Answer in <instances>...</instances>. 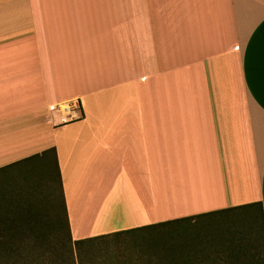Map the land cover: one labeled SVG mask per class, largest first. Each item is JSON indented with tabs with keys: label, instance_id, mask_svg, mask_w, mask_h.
I'll list each match as a JSON object with an SVG mask.
<instances>
[{
	"label": "crops",
	"instance_id": "0c3cea01",
	"mask_svg": "<svg viewBox=\"0 0 264 264\" xmlns=\"http://www.w3.org/2000/svg\"><path fill=\"white\" fill-rule=\"evenodd\" d=\"M53 148L74 242L264 208V0H0V172Z\"/></svg>",
	"mask_w": 264,
	"mask_h": 264
},
{
	"label": "rangeland",
	"instance_id": "374dc122",
	"mask_svg": "<svg viewBox=\"0 0 264 264\" xmlns=\"http://www.w3.org/2000/svg\"><path fill=\"white\" fill-rule=\"evenodd\" d=\"M3 172H0V199H11L2 208L7 212L6 217L12 218V221H14L15 216L18 214L32 211L34 215L37 214L43 218L41 214L45 212L46 216L44 217H47V219H43L47 224L43 233L45 236L42 239H35L32 236L28 238L27 234H21L15 241L9 242L10 245L15 244L16 247L21 248L26 246L39 247L37 248L38 253L32 259L18 253L17 255L7 256L3 251L4 249L0 248V264H46L45 256L42 254L45 248L53 250L55 256H62L63 252H65L64 255H68L72 249L77 264H187L184 263L186 257L183 252L189 247L185 250L183 248L191 244L194 247L190 250L193 251L190 256L196 258V263L225 264L228 261V250L235 245L236 247L243 245V248L252 250L253 241L246 237L249 222L241 214L236 216L237 224L236 226L234 224L233 236L228 235V233L223 235L226 226L224 223L226 220L224 221V219H227L225 218L227 216L208 215L198 217L194 221L181 220L128 234H111L88 241L86 244L73 246V243L68 242L63 228V235L54 231V229L60 230L61 227H64L62 198L55 170L52 169L49 173L42 172V175H39V171H37V174L35 173L29 178L28 182L11 181L9 177L3 175ZM11 188H15L14 190L18 193L14 195L9 191L12 190ZM157 203L161 210L157 211L156 223L168 222L163 213L165 212V202L157 201ZM29 204H32L33 207L28 208V206L30 207ZM227 231L225 228V232ZM4 239L1 237V240ZM259 239L261 259L264 261V242L261 237ZM253 240L255 241V239ZM163 242L166 245L168 243V247H174L178 251L173 260L170 257L169 250L166 253L159 252L161 251L160 248H163ZM178 245L183 246L178 249ZM203 250L206 252L204 255ZM1 252L6 257L2 256ZM248 254L252 256L250 252ZM245 261L250 264V261L253 262L254 259L248 257L245 258ZM255 261H258V259Z\"/></svg>",
	"mask_w": 264,
	"mask_h": 264
},
{
	"label": "trees",
	"instance_id": "16d2710c",
	"mask_svg": "<svg viewBox=\"0 0 264 264\" xmlns=\"http://www.w3.org/2000/svg\"><path fill=\"white\" fill-rule=\"evenodd\" d=\"M24 161L27 162H33L34 166L32 169L28 170L29 172H32L33 174L36 173L37 171H39V175L42 172H46L49 173L52 169L55 170L57 176H58V181H59V188H60V194H61V198H62V213L64 216V227H61L60 230L54 229V231L59 232L61 235H63L62 230L64 229V234L66 235V238L68 239L69 243H73V246H78L81 244H86L88 243V241L94 240V239H90V240H81V241H76L74 242L71 238L70 235V230H69V223H68V217H67V211H66V204H65V199L63 196V190H62V181H61V175H60V171H59V165H58V158H57V151L55 148L44 151L41 154H37L34 155L32 157L26 158ZM42 175V174H41ZM12 193L17 194L18 192H16L14 189L15 188H11ZM13 200V198H12ZM11 199H0V248H2L3 251H5V254L7 256L10 255H17L18 254H22V255H26L27 258L32 259V257L35 256V254H37V248L39 247H30V246H26L25 248H21V247H16L15 244L10 245L9 242H13L17 239V237L21 236V234H27L28 238L32 236V238L35 239H42L45 235L43 234L45 232L46 229V224L47 222L44 221V219H47V217L45 218L44 216H46V213L44 212V214H41L42 217L41 218L40 215H34L32 211H27L24 214H18L16 217V219L14 221H12V218H8L6 217L7 212L6 210H2L3 206H6L7 202H10ZM34 202V201H33ZM30 207L28 206V208L33 207L32 204H29ZM45 210V209H44ZM59 210V208H58ZM60 212V211H59ZM239 214L244 215V218L247 219V221L249 222V228L246 230V237L251 239L253 241L252 243V250H247L245 248H243V245H240L238 247H236V245L228 250V261L225 264H248L245 261V258H251L253 257L254 261L251 262L250 264H264V261H262V253L260 251V242H259V238L261 237V239L264 242V208L262 206L261 203H253V204H248V205H244V206H238L235 208H231L228 210H222V211H216V212H210L207 214H202V215H198L195 217H190V218H184V219H180V220H176V221H168L166 223H160V224H155L153 226H148V227H144V228H139V229H134V230H129V231H122V232H118L115 233L114 235H118V234H128L130 232H137L139 230H145L146 228H151V227H157L159 225H163V224H171V223H175V222H179L181 220H193L198 218V217H203V216H208V215H217V217H224L227 216L224 219V223H225V227H224V231H223V235L224 233H228V235L233 236L234 232H233V228H234V224L236 226L237 224V217ZM57 215H59V213H57ZM229 216V217H228ZM10 220V221H9ZM63 228V229H62ZM225 228L226 230H228L227 232H225ZM48 229L50 230V228L48 227ZM252 235V237H251ZM254 235H257L256 237ZM260 236V237H258ZM1 237L5 238L4 240H1ZM105 237V236H103ZM222 237V236H221ZM98 239V238H95ZM164 239V238H163ZM255 239V241L253 240ZM258 241V242H257ZM162 246V245H161ZM183 245H178V249L182 248ZM187 250H185L186 248H188ZM192 247H194V245H186L183 249L185 250L183 253H185V257L186 259L184 260V263L187 264H199L195 262L194 257H191L190 255H192L193 251ZM196 247V246H195ZM41 249V248H40ZM161 251L159 252H167L169 250L170 252V257H172L171 259L173 260L176 256V253L178 252L177 250L174 249V247H168V243L167 245L163 242V248H160ZM183 251V250H182ZM209 251V250H207ZM260 251V253H259ZM250 252V254L252 256H250L248 253ZM203 255L206 254L205 250L202 251ZM5 254L3 252H1V255L6 257ZM43 256H45V261L46 264H77L74 255H73V250L71 249L68 253V255H64L65 252H63L62 256H55V253L53 252V250H51L50 248H45L42 251ZM198 256V255H197ZM258 261H255L257 260Z\"/></svg>",
	"mask_w": 264,
	"mask_h": 264
},
{
	"label": "built area",
	"instance_id": "2783aa9c",
	"mask_svg": "<svg viewBox=\"0 0 264 264\" xmlns=\"http://www.w3.org/2000/svg\"><path fill=\"white\" fill-rule=\"evenodd\" d=\"M49 111L55 127L72 124L85 118L81 100L78 98L51 105Z\"/></svg>",
	"mask_w": 264,
	"mask_h": 264
}]
</instances>
